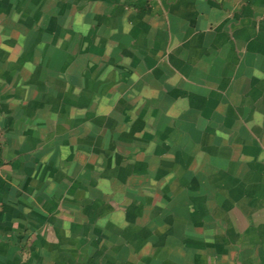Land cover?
I'll return each instance as SVG.
<instances>
[{
  "label": "crops",
  "instance_id": "1",
  "mask_svg": "<svg viewBox=\"0 0 264 264\" xmlns=\"http://www.w3.org/2000/svg\"><path fill=\"white\" fill-rule=\"evenodd\" d=\"M0 264H264V0H0Z\"/></svg>",
  "mask_w": 264,
  "mask_h": 264
}]
</instances>
